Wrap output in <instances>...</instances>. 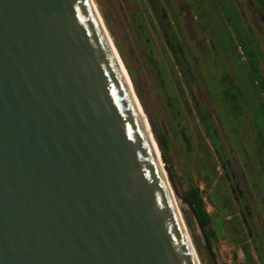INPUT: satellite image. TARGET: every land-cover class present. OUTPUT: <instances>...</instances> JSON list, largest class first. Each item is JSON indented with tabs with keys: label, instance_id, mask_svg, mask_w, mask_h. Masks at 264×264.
<instances>
[{
	"label": "water",
	"instance_id": "95a60500",
	"mask_svg": "<svg viewBox=\"0 0 264 264\" xmlns=\"http://www.w3.org/2000/svg\"><path fill=\"white\" fill-rule=\"evenodd\" d=\"M98 11L0 0V264H201Z\"/></svg>",
	"mask_w": 264,
	"mask_h": 264
},
{
	"label": "rangeland",
	"instance_id": "374dc122",
	"mask_svg": "<svg viewBox=\"0 0 264 264\" xmlns=\"http://www.w3.org/2000/svg\"><path fill=\"white\" fill-rule=\"evenodd\" d=\"M167 1L173 5L174 17L182 24L184 30L204 44V47L200 49V54H196V62L205 70L203 79L207 85V91L211 94L210 101L213 103V109L220 116L217 120L218 127H216V135L220 134V137L216 138L217 144H220V147L226 146V149L230 145L235 155L238 154L242 159L243 164L246 160L251 162L250 168L255 172L256 177L251 181H258L252 184L255 186L259 184L264 189V175L258 177V171L262 165L258 163L257 158H254L255 151L256 154L261 155V153L253 149L251 131H248V125L244 123L243 117L248 108L252 109L255 115L254 124H260L264 137V112L260 105L261 96L258 85H256L257 81H253L249 70L247 56L242 55L246 53V50L240 48L235 39L236 34L218 6L217 0ZM94 2L115 46L119 43L125 52V64H129L135 71L136 93L139 98V93L142 95L140 101L147 113L155 137L158 142L162 138L170 139V146L167 145L169 152L165 153L166 166L170 168L173 177V182L170 180V184L173 187L172 190L174 189L201 264H264V252L263 257L258 259L259 254H256L254 247L250 246L249 237L240 222L235 204L232 203L234 205L233 214L237 218V227L231 226L230 217L227 219L224 211L220 212V207L223 206L220 202L221 193L216 191L214 184L219 180L223 188L226 183L222 177L221 162L215 160L216 156L211 149H206L208 143L205 136L201 137V144L196 139L197 134L194 127L199 124V115L192 108L190 97L182 80L176 75L175 65L167 57L164 47L160 45V48H154L155 40H153L149 44L152 54L159 59L158 53L163 59L167 58L164 60L167 65L164 67L160 63L161 68H157L159 62L150 55L151 51L145 39L150 36L145 35L142 38L136 29L138 24L144 31L151 26L152 4L148 0H94ZM245 13L247 18L244 27L247 28L251 37L257 40L260 52L264 55V24L261 20L258 21L253 12L251 14V11L245 10ZM206 39L210 41L207 45ZM204 48L208 54L204 53L202 56ZM262 74H264V64ZM223 78L228 79L226 84L220 82ZM170 83L171 88H169ZM235 84H239L238 87H241L244 95H236L237 100L232 98L234 111L225 113L222 109H226L227 105L221 99L222 93L225 89H229L232 94L236 93ZM228 85L229 87L226 88ZM236 106L240 110L239 113L235 109ZM240 112H242L241 115ZM256 126L259 127V125ZM261 141L264 142V140ZM261 141L259 140L260 145ZM161 147L163 148L162 145ZM167 173L166 177H168ZM192 183L204 190L206 208L210 214L216 208L218 209L217 227L214 223L211 224V227L215 225L214 227L218 230L217 238H211L215 258L207 247L205 230L201 228L190 206L183 200V196H187L186 193ZM226 198L232 200V197ZM223 207L228 209V207ZM186 215L192 219L193 229L188 225ZM195 239L199 242V248Z\"/></svg>",
	"mask_w": 264,
	"mask_h": 264
},
{
	"label": "flooded vegetation",
	"instance_id": "af4514ba",
	"mask_svg": "<svg viewBox=\"0 0 264 264\" xmlns=\"http://www.w3.org/2000/svg\"><path fill=\"white\" fill-rule=\"evenodd\" d=\"M152 4V23L151 26L148 27L147 31H144L140 25H137V31L140 32V36L143 38L145 35L150 36L145 37L147 45L150 48V55H152L156 60L159 62L157 63V68L160 67V63L162 66H166L167 62L165 63L162 56L159 54V57H156L152 54V48L150 47L151 41L155 40V49L160 48V45L164 47L167 52V57L170 58V61L173 65H175V72L176 75L182 80L183 86H185V90L187 91L190 102L192 104V108L196 114L199 115L198 125L194 127V131L197 134L198 143L201 144V137L205 136L208 145L206 147L211 149V151L215 154V160L221 162L222 168V177L226 183L223 188H221V183L217 180L214 184L216 187V191L221 193L220 202L223 206L228 207V209L224 208L223 206L220 207V212L224 211L227 215V219L230 217L231 226L235 225L237 227V218L234 217L233 209L235 204L238 210V217L240 218V222L245 228L247 232V236L249 237L250 246L254 247L255 253L259 254L258 259L263 257L264 252V189L260 187V185H253L252 183H256L258 181H251L256 179L255 172L252 171L250 168L251 162L246 160L243 164L242 159L235 155L233 149L228 145L221 146L217 144V137H220V134L216 135V127H218L217 120L219 119V115L217 114L216 110L213 109V103H211V94L207 91V85L204 82L203 75L205 70L202 65H198L196 62V54H200L201 47H204V44L201 41L192 37V34L187 33L182 24L179 23L176 18L174 17L175 11L173 9V5L168 2L167 0H148ZM241 8L245 10L251 11L248 2L245 0H241ZM247 6V7H246ZM246 8V9H245ZM253 15L255 16L254 12ZM256 17V16H255ZM210 43V41L206 39V45ZM202 43V45H201ZM205 45V46H206ZM259 47V45H258ZM260 49V47H259ZM215 50V49H214ZM208 54L207 50L204 48L202 56ZM262 53V52H261ZM263 60H264V55ZM208 59V56H206ZM122 59V58H121ZM206 59V58H204ZM248 60V58L246 59ZM124 62V60H123ZM125 68L127 67L124 62ZM128 68H126L127 70ZM128 73V70H127ZM128 76L130 77L129 73ZM131 81L132 78L130 77ZM226 79H221L222 84L227 83ZM166 83V82H165ZM134 94L139 100L140 105L146 115V118L149 122V118L147 113L140 101L136 93L135 84L132 81ZM172 87L170 83L169 88ZM229 85L226 87L228 88ZM236 89V95H239V91L242 92L241 87H238V84L234 85ZM231 92L229 89H225L222 93V101L226 102L227 108H223L222 111L225 113H231L234 111L232 107V99L233 94H229ZM237 112L239 113L240 110L236 106ZM242 112H240L241 115ZM247 113V112H246ZM243 114V117H247V114ZM150 125V122H149ZM151 127V125H150ZM202 128V129H201ZM152 129V128H151ZM253 129V132H252ZM202 130V131H201ZM208 133L209 135L205 134ZM184 134V133H183ZM251 139L254 142L255 150H262V148L258 149L259 146V138L256 134L255 127L251 128ZM185 135V134H184ZM193 138V137H192ZM189 139V138H188ZM194 139V138H193ZM157 142L158 139L156 138ZM186 140V139H185ZM187 141V140H186ZM188 142V141H187ZM159 144V142H158ZM205 144V143H204ZM206 145V144H205ZM209 146V147H208ZM208 150V149H207ZM256 152V151H255ZM254 152V158L258 159V163L261 164L258 177L264 175V156L261 157L260 154H256ZM208 166V165H207ZM206 166V168H207ZM219 189V190H218ZM215 192V191H214ZM216 192V193H217ZM228 195V196H227ZM226 197H232L230 201ZM231 203V205H230ZM213 211V210H212ZM223 212V213H224ZM213 213V214H212ZM217 213L218 209L216 208L214 212H211L212 215V223L215 225L217 224ZM224 213V214H225ZM215 218V220H214ZM235 219V221H234ZM234 222V223H233ZM214 225V226H215ZM216 234H218L217 225L214 227ZM261 233V237L260 236ZM240 236V234H239Z\"/></svg>",
	"mask_w": 264,
	"mask_h": 264
},
{
	"label": "trees",
	"instance_id": "16d2710c",
	"mask_svg": "<svg viewBox=\"0 0 264 264\" xmlns=\"http://www.w3.org/2000/svg\"><path fill=\"white\" fill-rule=\"evenodd\" d=\"M218 6L223 11L224 16L227 18L230 26L232 27V30H234V33L236 34V41L240 45V48H244L246 50V53L242 55H246L248 58V64H249V70L251 71V74L253 76V81L256 82L258 85V91L261 96V108L264 112V74H262V68L264 64L262 53L260 52V49L258 47V42L255 40L254 37H251V35L247 32V28L244 27L245 19L247 18V15L240 6L242 4L241 0H217ZM248 2V5L250 9L254 12L256 18H258V21H262L264 24V0H245ZM254 35V34H252ZM117 43V42H116ZM119 52L123 58V60H126V54L122 47L117 43ZM126 63V62H125ZM263 63V64H262ZM128 71L133 79V81H136V75L133 68L126 64ZM260 78V79H259ZM237 85V84H236ZM239 86V84H238ZM231 94V92H229ZM239 95L243 96L244 93L239 91ZM140 98H142V95L139 93ZM233 99H236V94L233 93L232 96ZM237 100V99H236ZM252 110V109H251ZM250 108L247 109V117L245 115L244 117V123L248 125L247 129L248 131H251V128L255 127L256 134L258 135V138L261 140H264L262 130L260 127V124L256 126L255 120H254V112L251 111ZM253 114L252 116L250 115ZM155 130V129H154ZM263 137V138H262ZM162 146L168 145L170 146V139L169 138H162V140L159 141ZM262 150H258L261 153V157L264 156V142L261 141ZM165 153L169 152V148L164 150ZM204 190L201 189V187L197 184H193L190 186L189 190L187 191L186 195L187 198L192 202L193 206L195 207L197 213H198V220L201 227L205 230L206 235L208 236L209 242L212 246L211 238H217L216 231L213 227H211L212 224V215L206 208V198L204 196ZM186 218L188 220V225L191 229H193V222L192 219L186 215ZM195 243L197 247L199 248V242L197 239H195Z\"/></svg>",
	"mask_w": 264,
	"mask_h": 264
},
{
	"label": "bare ground",
	"instance_id": "6f19581e",
	"mask_svg": "<svg viewBox=\"0 0 264 264\" xmlns=\"http://www.w3.org/2000/svg\"><path fill=\"white\" fill-rule=\"evenodd\" d=\"M98 12H99V11H98ZM110 39L112 40L111 37H110ZM112 42H114V41L112 40ZM114 45H115V44H114ZM115 47H116V46H114V49H115ZM116 49H117V48H116ZM118 56H120V55H118ZM118 59H119V57H118ZM121 61H122V59H121V57H120L119 62H120V66H121V69H122V73H123V75H124V78H125V80H126L128 86H129V88H130L131 93L134 94V89H133L132 81H131L130 77L128 76V73H127V70H126V68H125L124 62H123V61L121 62ZM136 98H137V97H136ZM137 100H138V98H137ZM136 103H137V101H136ZM137 105H138V108H139V110H140V114H141V118H142L143 124H146L145 127H147L146 129H147V132H148L149 138L151 139V142H152V144H153V148H154V151H155L156 156H157V158H158V161L160 162V166H161V168H162V170H163V172H164V174H165V176H166L167 169L165 168V163H164L163 158H162V151H161V148L159 147V144H158V142H157V140H156V137H155V135H154V132H153V130L151 129V127H150V125H149V122H148V120H147V118H146V115H145L143 109H142V106H141L140 103H139V100H138V104H137ZM167 176H168V173H167ZM166 179H168V183H169V185H170V189H171L172 193H173L174 196H175V192H174V189L172 190L173 187H172V185L170 184L171 182H170L169 178L166 177ZM175 198H176V196H175ZM176 203L178 204V200H177V199H176ZM178 206H179V204H178ZM200 262H201V261H200Z\"/></svg>",
	"mask_w": 264,
	"mask_h": 264
}]
</instances>
